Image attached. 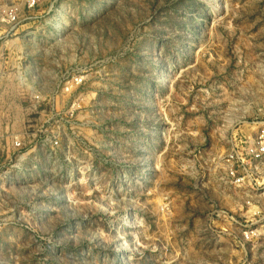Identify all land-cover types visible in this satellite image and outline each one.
Segmentation results:
<instances>
[{"label":"rangeland","instance_id":"1","mask_svg":"<svg viewBox=\"0 0 264 264\" xmlns=\"http://www.w3.org/2000/svg\"><path fill=\"white\" fill-rule=\"evenodd\" d=\"M263 132L264 0H0V264H264Z\"/></svg>","mask_w":264,"mask_h":264},{"label":"built area","instance_id":"2","mask_svg":"<svg viewBox=\"0 0 264 264\" xmlns=\"http://www.w3.org/2000/svg\"><path fill=\"white\" fill-rule=\"evenodd\" d=\"M15 18V17H13ZM253 153L256 155V157H260L264 154V132L261 135L260 143L258 145V148L253 151Z\"/></svg>","mask_w":264,"mask_h":264}]
</instances>
